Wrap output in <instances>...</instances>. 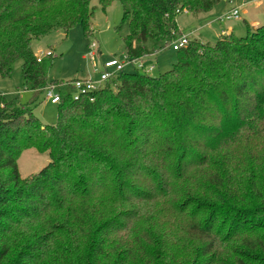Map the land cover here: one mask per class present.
Segmentation results:
<instances>
[{
	"label": "trees",
	"instance_id": "trees-1",
	"mask_svg": "<svg viewBox=\"0 0 264 264\" xmlns=\"http://www.w3.org/2000/svg\"><path fill=\"white\" fill-rule=\"evenodd\" d=\"M92 1L0 0V74L22 61L35 99L49 84L60 89L51 56L38 61L32 42L79 23L90 35ZM115 1L126 54L145 58L172 48L179 13L223 0H99L103 10ZM175 51L159 76L134 68L76 98L60 89L56 124L0 95V264H264V24ZM28 148L50 162L23 178ZM189 182L196 194L179 201ZM163 196L199 242L193 251L165 256L152 228L137 229L136 203ZM223 240L238 242L230 261Z\"/></svg>",
	"mask_w": 264,
	"mask_h": 264
},
{
	"label": "rangeland",
	"instance_id": "rangeland-1",
	"mask_svg": "<svg viewBox=\"0 0 264 264\" xmlns=\"http://www.w3.org/2000/svg\"><path fill=\"white\" fill-rule=\"evenodd\" d=\"M224 1L218 3L212 11L198 17L190 12L179 13L177 23L181 29V35L188 34L191 39H202L213 44L221 35V27L233 25L235 33L238 36H244L247 24H250L253 19H257L264 24V0H246V3L239 9V18L233 17L220 21L218 18L221 15ZM92 5L95 10L89 21L90 35L87 34L85 26L79 23L68 32L62 30L52 31L38 39H34L32 42L36 56L43 55L49 50L53 52V56L48 59L50 63L48 78L50 81H61L60 89L71 92L73 96H76L79 91L70 85L71 82L77 79L89 78L99 81L100 74L94 72L96 63H102L115 57L121 59L126 54L125 43L116 30L118 25L121 24L123 16L122 4L115 1L105 10L102 9L99 0H93ZM209 18L213 20L204 25ZM258 25L252 26L256 27ZM192 31L195 32L191 33ZM93 42L97 44V48L93 49L94 54L91 55ZM177 59L178 55L175 50L170 47L164 48L157 54L152 55L150 60H147V64H156V68L148 74L159 76L162 72L172 68ZM133 70L134 66L132 65H126L123 69L125 72ZM60 89L56 88L55 92H59ZM0 95L5 96L7 100L18 96L20 102L32 107L35 116L45 124H56L57 122L58 106L51 103L48 92L39 93L35 99L34 92L28 91L24 87L22 61L15 63L11 76L3 77L0 74ZM243 141L244 139H239L240 144ZM240 144L237 143L236 150H239ZM49 162L50 157L47 152L41 153L35 148H28L23 150L18 158L19 172L25 178L39 172ZM242 173L241 167L233 170L234 179L239 178ZM257 177L264 181V172H259ZM180 190L182 196L179 201L188 196H193L197 192L192 189L190 182L184 183ZM167 196L159 197L149 203L137 202V211L140 218L135 225L139 230L143 227L153 229L155 241L165 256L191 252L198 247L199 242H190L185 232L183 219L177 214L175 208H169L172 196ZM136 204L125 206L134 207ZM165 204H168V207H165ZM113 238L122 241L128 240V236L123 239L119 235ZM234 242L237 241L223 240L220 243L221 256L224 259L226 257L227 261L231 260V254L234 253L230 247Z\"/></svg>",
	"mask_w": 264,
	"mask_h": 264
},
{
	"label": "built area",
	"instance_id": "built-area-1",
	"mask_svg": "<svg viewBox=\"0 0 264 264\" xmlns=\"http://www.w3.org/2000/svg\"><path fill=\"white\" fill-rule=\"evenodd\" d=\"M239 2L244 3L245 0H238ZM240 5H237L230 9L229 11L222 14L218 20L224 21V19H231V18H239L240 17ZM190 39L187 35H181L178 39L174 40L171 44V47L173 50H178L182 48L183 46H186L189 43ZM97 48V44L95 42L92 43L91 46V55L94 54V50ZM53 56V52L49 50V52L37 56V60L41 61L44 57ZM146 58V57H145ZM145 58H131L127 54L124 55L123 58H111L105 62L102 63H96L94 72L100 74V80L95 81L92 78L89 79H77L73 82H71L70 85H72L74 88L78 89L79 93L74 96L75 98L82 94H87L91 91L98 90L101 88L112 76H114L116 73L123 71L124 67L126 65H132L134 68L149 73L150 71L155 69V64H147L145 61ZM58 88L55 84H49L46 88V91L48 92V97L51 99L52 104H57L61 100L60 93L55 92V89Z\"/></svg>",
	"mask_w": 264,
	"mask_h": 264
},
{
	"label": "crops",
	"instance_id": "crops-1",
	"mask_svg": "<svg viewBox=\"0 0 264 264\" xmlns=\"http://www.w3.org/2000/svg\"><path fill=\"white\" fill-rule=\"evenodd\" d=\"M246 3V0H245V2L244 3H242L241 4V2H239L238 0H235V1H233V2H230L229 0H225L224 1V6L222 7V11L220 12L221 13V15L222 14H224L225 12H227V11H229L230 9H232L233 7H235V6H237V5H240V7L243 5V4H245ZM229 8V9H228ZM213 10V9H212ZM212 10H210V11H212ZM209 11V12H210ZM206 13H208V12H205V13H200V14H197V15H195V16H200V15H202V14H206ZM219 13V14H220ZM220 15V16H221ZM215 20H216V18H214ZM208 21H206V23H204V25L205 24H209V22L211 21V20H213V19H207ZM214 20V21H215ZM216 23H217V21H216ZM260 25V24H262V23H260V21L259 20H257V19H253L251 22H250V24L249 25ZM203 27V26H202ZM180 28V27H179ZM181 30V29H180ZM231 31H234L235 32V28H234V26L233 25H228L227 27H221V29H220V36H218V38L219 37H221L222 35H224V34H226V33H229V32H231ZM193 32H195V31H192L191 33H193ZM187 36H188V38L191 40V38L189 37V35L188 34H186ZM201 41H203V42H205L204 40H202V39H200ZM157 54V53H156ZM152 58V55H150V56H148V57H146L145 58V61L147 62V60H150ZM153 64H155V63H153ZM155 66H156V64H155ZM156 68V67H155Z\"/></svg>",
	"mask_w": 264,
	"mask_h": 264
}]
</instances>
